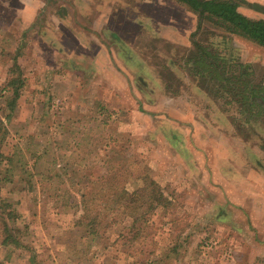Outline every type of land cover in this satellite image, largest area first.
I'll list each match as a JSON object with an SVG mask.
<instances>
[{
	"label": "rangeland",
	"instance_id": "374dc122",
	"mask_svg": "<svg viewBox=\"0 0 264 264\" xmlns=\"http://www.w3.org/2000/svg\"><path fill=\"white\" fill-rule=\"evenodd\" d=\"M236 1L243 15L264 20V0ZM198 24L199 17L175 0H0V89L11 68L26 78L17 106L7 108L8 100L0 98V117L8 118L10 134L0 152L7 155L20 145L21 162L47 151L62 168L71 167L57 172L53 159L43 156V168L58 176L42 190L36 173L30 192L19 180L18 157L1 167V178L9 180L2 198L21 215L17 222L26 225V236L48 258L45 264H264V135L243 124L246 116L235 107L234 96H216L209 80L202 89L187 64L192 41L209 44L223 35L222 54L251 66L254 82L264 86V48L212 20L202 19L196 32ZM230 62L228 70L237 74L238 64ZM100 101L115 119L105 130ZM254 114L264 121V111ZM17 134H30L39 148ZM114 136L122 140L112 145L115 152L123 151L122 164L132 168L126 186L138 191L156 180L178 203L148 217L146 233L138 240L129 234L134 242L118 235L132 228L137 210L111 203L100 185L108 180L105 162L114 152L103 147L104 138ZM94 194L104 196L95 206L101 236H87L82 227L76 235L64 234L63 228L84 215L82 226ZM116 196L119 192L112 200ZM81 198L86 202L75 204ZM106 201L110 209L104 214ZM219 205L226 213L222 219L216 218ZM186 223L194 224L187 250L179 259L165 258ZM209 229L218 244L207 240L209 248L200 252ZM1 232L0 226V241ZM2 252L3 264H30L27 250L11 252L10 259L7 249Z\"/></svg>",
	"mask_w": 264,
	"mask_h": 264
},
{
	"label": "trees",
	"instance_id": "16d2710c",
	"mask_svg": "<svg viewBox=\"0 0 264 264\" xmlns=\"http://www.w3.org/2000/svg\"><path fill=\"white\" fill-rule=\"evenodd\" d=\"M175 1L184 5L191 12H193L199 17V24L197 26L196 32L200 31L203 28L201 26L202 19H207L209 21L212 20L214 23L222 27L226 32L242 37L245 40H248L264 48V20H255L243 15L238 10V2L236 0ZM218 38L219 40L216 38V41H211L209 44H205L197 40L192 41L194 44V52L188 57L187 60V64H189L191 67V76L192 78H194L195 82L197 81L198 84L202 86V89L205 88L204 84L206 80H209V85L213 84V86L210 87L208 85L207 87L212 89V92H215L214 94L216 96L225 97L230 94L234 96L235 100H233L235 107L239 110V113L246 116L243 121V124L248 128H252L253 126L255 129V135L258 131H260L264 135V128L262 127L264 126V121L258 120L259 116H255L254 114V111H264V86L254 82L253 70L251 66H249L248 64L237 62L236 58L235 61L230 62L231 59H229L224 53L222 54L221 47L223 45V42L221 41V39L227 40V37L219 35ZM19 49L20 48H17V52L19 51ZM19 54L20 53H16L14 55L15 57L13 56L12 61L15 60L13 62V67H16L17 65L16 62H18ZM233 58L234 57H232V59ZM229 62L238 64L240 70L237 74L230 73V70H228ZM7 77L8 78L5 85L0 89V98L8 100L7 108L12 109L14 106H17V103L19 102V99L22 96L23 89L26 85V78L22 77L19 70L16 71L13 68L8 70ZM196 89L198 90V88ZM229 102L227 103L229 104ZM97 107L103 115L101 116L102 118L100 123L101 127H103L102 129L105 130L106 127H110L112 123H115V119H112L113 113L106 109L105 105L103 104V101H100ZM105 112L106 115L103 114ZM257 114L259 115L258 112ZM261 119H264V116ZM8 122V118L4 120V118L0 117V146L5 142L6 137L10 136V134L8 133ZM17 135L20 139L23 138L22 140L25 141L33 138V136L31 137L30 134L27 136V138L25 136H21V134ZM88 139L90 142L93 141L92 138ZM104 139L105 142L103 147L106 150H114V152H110L108 154L109 160L105 162L106 168L103 177L108 180H104L100 183L101 186L105 187V192L102 190L101 191L104 192V195L105 193H107V195L111 199V203L116 202L119 207L126 206V210H137V216L134 218L135 220L133 221L132 228L130 230L125 228L127 229V231H121V234L118 235V240L127 239L130 242H134L137 241L140 236H142L143 233H146L147 230L150 228L149 222H147V218L150 217L159 208H163V206H168L170 208L172 204L176 202V200H174L175 198L167 192V188L160 185L156 180L144 183L145 186L143 188H140L138 191L136 189L130 190L126 186V182L128 181V177L132 168L129 164H122L124 162L123 160L127 158V156L123 155L124 152H115V148L112 146L115 144V142L119 143L122 140H118V138H115V136L114 138L105 137ZM29 142L34 146V148H39V144H34L31 140H29ZM97 145L98 144L96 142L91 143V147L95 150L97 148ZM20 147V145L16 146L15 149L7 155H4V153L0 152V226L2 229L0 241V264H3V261L1 260V251L4 252L6 249L8 252H10L6 256V259H10V254L13 251L19 253L20 251L27 250L30 253V264H45L48 261V258L39 255V250L35 247L33 240H29L30 237L26 236L29 234L30 231L27 230L26 225L22 227L17 222L21 219V215L15 209L9 210L12 205L6 203L2 198V185L9 180L1 178V167L4 166V164L13 165L18 157L17 164L15 167L20 171L19 180L23 183L26 182L27 186L25 187L28 192L34 189L31 187V184L34 181L33 179H35L37 175L39 178V182H36V184L39 183L38 189L43 190L45 185L47 183H50L48 181H51L56 176H58L57 172H59L60 170H64L65 173L66 171L70 172L71 167L66 168V166H64L62 168L61 161L58 162L56 159H53L54 157L49 158V154H46L47 151H37V154L33 153L30 155L31 159H26V162H21V155H23V149H19ZM43 156H47L49 160L53 159L51 163L56 166L55 169L57 172H54L53 170L47 171L45 170V168H43V163H46L42 160ZM96 162L97 161L95 160L93 164V169L95 168ZM6 172H9V170H6ZM44 172L48 173L46 174ZM117 188L118 190L116 191ZM94 190L95 189H93L92 192H94ZM117 192H119V198L116 196V199L112 200V197ZM136 194H138V196ZM59 196L60 195H58V198ZM71 196L74 197L73 194H71ZM97 197H99V200L101 199V201H103L104 196L100 197L97 194H94L90 202L88 201L86 208H84V211L86 212V220L82 224V226L80 224L81 221L84 220V215H81L80 218H78L80 219V221L75 220L72 224V227H62V229L60 225L56 228L60 230L62 229V231L64 230V234L71 236L73 233V235H76L77 228L82 227L84 233L87 236H92L95 238L97 236H101V212H98V209H95ZM78 198L79 197H77V199ZM32 199L34 208L38 209L37 207L40 203V197L37 196L33 197ZM83 202H86V200L84 198H81L80 200L75 202V204L81 205V203ZM107 204L110 205V202L106 201L105 210L103 212L104 214H107L106 211H109L110 209V206H108ZM142 205L145 206L144 211H142L141 209L143 207ZM224 211L225 210L223 209V207L219 205L218 214L216 218L222 219L224 217V214L226 215ZM175 214L176 213H173L171 216L175 217ZM106 216L108 217V215ZM107 217H104V219H106ZM9 221H12L14 223L13 228L12 226H10ZM110 221L114 222L113 218H111ZM163 222L164 224L170 223L171 225H173L174 223L172 220L168 219H164ZM193 225L194 224L190 225L189 223H186L181 229L177 230L178 232L175 234V240L173 245L168 246L166 248V251H164L165 258L170 259L171 256L175 255V257L178 256L179 259L183 255L181 251L187 250L188 244L191 243V239L193 238V231L192 233L189 232ZM132 233H134L135 236H139L137 240L133 235H129ZM206 233L209 234V236L207 235L205 238H203V241H201V243L199 244V248H197L200 252L204 248H209V242L206 245L208 247L205 246L207 240L212 239L215 244H218V242L216 241L217 235H215L216 232H214V230H210L209 233ZM73 245L74 247L72 249L77 250L78 247L75 246L77 244ZM156 245H158L157 241ZM81 255L82 257H84V260L87 259V254L85 250L81 251ZM48 257L50 259L53 258L52 255H49Z\"/></svg>",
	"mask_w": 264,
	"mask_h": 264
}]
</instances>
